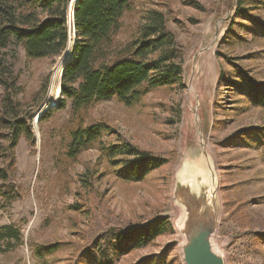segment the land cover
Masks as SVG:
<instances>
[{
  "label": "rangeland",
  "instance_id": "374dc122",
  "mask_svg": "<svg viewBox=\"0 0 264 264\" xmlns=\"http://www.w3.org/2000/svg\"><path fill=\"white\" fill-rule=\"evenodd\" d=\"M149 8L166 15L180 49L183 87L150 89L130 106L116 97L92 103L80 111L83 125L101 120L111 130L102 133V149L93 145L75 158L66 154L78 122L69 103H46L75 35L70 31L68 49L54 58H28L14 41L0 48V100L7 91L2 78L12 84L18 118L33 135H21L6 161L0 159L17 194L11 202L0 198V227L11 225L19 234L0 241V264H76L100 234L158 216L170 229L119 264H183L175 227L182 210L172 200L176 176L205 178L210 170L221 204L216 245L227 264H264V107L247 97L250 85L264 84L263 0H245L242 7L237 0H131L119 41L134 35ZM122 143L165 162L141 181L124 180L107 155L110 145Z\"/></svg>",
  "mask_w": 264,
  "mask_h": 264
},
{
  "label": "trees",
  "instance_id": "16d2710c",
  "mask_svg": "<svg viewBox=\"0 0 264 264\" xmlns=\"http://www.w3.org/2000/svg\"><path fill=\"white\" fill-rule=\"evenodd\" d=\"M68 2L0 0V48L14 41L22 46L28 58L61 55L70 35L66 25ZM244 2L237 0V6L242 7ZM130 7L131 0L76 1L73 9L75 43L63 70L57 103L59 108L69 103L72 119L78 121L68 133L66 154L69 158H75L93 145L102 149V133L111 130L110 125L101 120L83 125L80 111L92 103L116 97L130 106L150 89L183 87L180 49L167 29L163 10L147 9L140 16L134 35L123 42L117 39L122 17ZM1 83L7 90L0 100V127L8 130L7 134H0L7 138V144H0V159L4 162L21 135L27 139H33V135L25 120L18 118V103L8 92L12 84L2 78ZM247 97L255 105L264 107V84L250 85ZM107 155L118 165L117 176L129 181H141L165 162L127 143L110 145ZM9 176L10 167L0 166V198L11 202L17 194L8 184ZM169 229L167 218L158 216L129 230L104 232L93 240L76 264H119L122 256L148 246ZM18 237L13 226L0 227V241Z\"/></svg>",
  "mask_w": 264,
  "mask_h": 264
},
{
  "label": "water",
  "instance_id": "95a60500",
  "mask_svg": "<svg viewBox=\"0 0 264 264\" xmlns=\"http://www.w3.org/2000/svg\"><path fill=\"white\" fill-rule=\"evenodd\" d=\"M76 1H74L72 12ZM65 65L62 68L60 82ZM49 99L46 103L48 102L49 106H55L57 102H50ZM172 200L182 210L181 216L175 223L176 231L181 237L179 251L182 263L227 264L224 251L214 241L221 212L217 177L214 171L210 170L205 178L177 174Z\"/></svg>",
  "mask_w": 264,
  "mask_h": 264
},
{
  "label": "bare ground",
  "instance_id": "6f19581e",
  "mask_svg": "<svg viewBox=\"0 0 264 264\" xmlns=\"http://www.w3.org/2000/svg\"><path fill=\"white\" fill-rule=\"evenodd\" d=\"M73 4H74V2H73ZM71 53H72V47L70 48V50H69V52L67 54V57H66L67 60L69 59V57H71ZM63 63L64 62H62L56 68V70L53 73L52 78H51V82H50V86H49V96H48V98H50V100L52 99V102L57 101V98H58L59 84H60V76H61V72H62V68H63Z\"/></svg>",
  "mask_w": 264,
  "mask_h": 264
},
{
  "label": "built area",
  "instance_id": "2783aa9c",
  "mask_svg": "<svg viewBox=\"0 0 264 264\" xmlns=\"http://www.w3.org/2000/svg\"><path fill=\"white\" fill-rule=\"evenodd\" d=\"M66 25L70 34V31L75 35L73 12L67 13Z\"/></svg>",
  "mask_w": 264,
  "mask_h": 264
}]
</instances>
